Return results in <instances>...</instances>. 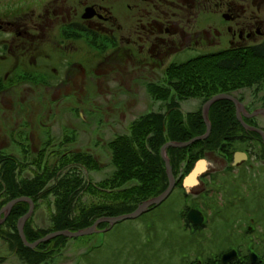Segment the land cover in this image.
<instances>
[{"label": "flooded vegetation", "instance_id": "flooded-vegetation-1", "mask_svg": "<svg viewBox=\"0 0 264 264\" xmlns=\"http://www.w3.org/2000/svg\"><path fill=\"white\" fill-rule=\"evenodd\" d=\"M263 43L264 0H0V177L17 176L20 134L38 152L40 134L51 135L56 123L78 135L73 119L91 132L102 123L115 129L138 92L149 98L150 85L160 90L180 71L173 64ZM228 95L249 111L264 108V86ZM243 119L264 132V115ZM236 137L230 156L204 155L206 172L189 188L205 202L202 231L215 221L224 226L221 244L202 235L196 249L208 255L193 264H221L229 252L236 256L228 264H264V140L252 131ZM237 152L247 159L233 165ZM188 224L192 236L199 232ZM2 247L0 239V257Z\"/></svg>", "mask_w": 264, "mask_h": 264}, {"label": "trees", "instance_id": "trees-1", "mask_svg": "<svg viewBox=\"0 0 264 264\" xmlns=\"http://www.w3.org/2000/svg\"><path fill=\"white\" fill-rule=\"evenodd\" d=\"M172 67L180 71L169 74L168 84L160 90L155 85L148 89L153 106L158 105L156 110L131 120L123 133L115 134L103 144L96 142L95 146L102 150L101 159L87 148L74 150L78 137L74 131L65 130L58 137L47 135L38 152H30L28 139L20 134L19 144L23 147L17 156V176L10 173L0 177V209L19 197H29L34 201V214L25 226L28 242L34 243L56 231L86 229L102 217L132 213L144 201L162 194L169 185L161 156L162 146L170 141L186 142L205 134L202 105L215 95L231 94L236 88L264 86V43L179 61ZM194 100L199 102V108L184 112L182 103ZM209 118L212 132L206 140L186 148L168 149L177 188L182 195L180 192L173 198L171 195L165 203L169 199L174 201L168 203L165 215L156 214L151 220L154 225L158 219L168 216L183 224L180 230L184 234L179 236L182 252L190 250L191 227L186 221L190 207L184 205L185 210L180 214L176 208L184 200L185 203L190 200L182 187L183 178L207 153L230 156L237 149L236 136L245 133L236 119L235 105L230 101L215 103ZM110 165L114 169L112 174L102 181H95L92 172H100ZM159 207L161 205L149 212ZM28 210V203L17 204L0 226L3 246L0 264L14 254L20 255L25 264H49L50 258L63 252L66 237L43 243L36 250L24 246L17 223ZM42 217H48L49 226L46 228L36 221ZM107 227L108 224L104 223L98 229ZM5 251L12 254L5 255Z\"/></svg>", "mask_w": 264, "mask_h": 264}, {"label": "rangeland", "instance_id": "rangeland-1", "mask_svg": "<svg viewBox=\"0 0 264 264\" xmlns=\"http://www.w3.org/2000/svg\"><path fill=\"white\" fill-rule=\"evenodd\" d=\"M8 63L10 62H7V64ZM2 70L4 71V69ZM2 70H0V81L4 80ZM137 94L140 97V101L132 103L129 113L122 116L123 118L120 119V123H117L115 129L109 126L110 124L108 123H102V126H99V130L98 127L93 126L92 128H94V130L91 132L92 130L87 128V124H81L80 119H73L75 122L74 126H77V130L81 131L76 139L77 142L74 144V148L77 150L87 148L88 150L94 152L99 159H101L102 150L95 146L96 142L103 144L105 140L111 139L115 133H123L122 131L125 126L128 125L131 120L147 113L150 110L157 109L156 106L158 105L150 106V102H148L149 98H146L147 93L138 92ZM37 108L38 107L36 106V109ZM198 108L199 103L195 100L182 103V109L186 113L195 111ZM83 117H86L85 114H83ZM63 123H65V121H63ZM65 128L66 126L64 124L56 123L51 127V135L58 137L62 130H66ZM45 134L47 135V133ZM45 134H40L41 139ZM99 134L100 136L98 138L97 136ZM28 142L30 143L29 139ZM18 147L19 154L23 145H19ZM29 149L30 152H32L30 145ZM113 171L114 169L110 165L109 168L106 167L100 172H92V175L94 180L99 182L110 176ZM178 192L182 195L180 189L177 188L172 193V198L175 197V194H178ZM189 197L190 200L188 202L185 203L184 200L183 204L179 206L176 205L179 214L180 212L183 213L186 204L189 207L198 206L197 208L200 207L199 209L202 210V206L205 203L204 200H199V198L195 199L191 197V195H189ZM191 199L197 202H193L191 204ZM216 200L218 201V199ZM171 201L174 200L169 199L167 203L164 202L165 204L163 203L161 207L154 209L141 218L119 222L114 226L101 231L100 233L77 238H67L63 252L60 254L56 253L53 258H50L49 264H193L196 260H200L202 262L203 257H207L208 254L205 256L203 248L198 246L199 249L197 250L196 246L201 242V238L204 235L208 236V240L212 239L214 242L221 244L216 238L220 231L224 230L222 222L220 223L219 221H215L206 225V229L203 231V228L199 230V232H202L199 235L201 237L198 236L199 232H197L194 236L189 233L190 250L189 252L186 250L182 252L179 241V236L184 234V232L180 230V228L183 227L182 223H180L177 219L174 220L168 216L164 219H158L154 225L151 222L152 219H155L154 217L156 214L165 215L164 211L168 203ZM208 212L211 211L209 210ZM179 214L178 218L181 220L182 218ZM212 219L213 216L210 215V220ZM36 221L43 228L49 226L48 217L45 219L42 217ZM246 222H244V219L241 220L243 227ZM204 246L206 249H212L216 247V243H205ZM223 249L225 248L223 247ZM221 250L222 247L220 246L212 252L219 254ZM9 254H12V252L5 251V255ZM21 259L20 255L14 254L3 262V264H25V262Z\"/></svg>", "mask_w": 264, "mask_h": 264}, {"label": "water", "instance_id": "water-1", "mask_svg": "<svg viewBox=\"0 0 264 264\" xmlns=\"http://www.w3.org/2000/svg\"><path fill=\"white\" fill-rule=\"evenodd\" d=\"M220 100H227V101L233 102L235 104V107H236V115H237L240 123L244 127V129L246 131H254V132L259 133L264 140V132L258 128H255L253 126L248 125L243 119L244 117H254V116H257L259 114H264V109L256 110L250 114L247 112L244 105L241 104L232 95L218 94V95L212 97L210 100H208L202 106V116H203V119H204V122L206 125V132L204 135L194 137L193 139L186 141V142L170 141V142H167L165 145L162 146L161 156H162L164 163H165L166 173H167L168 180H169V185H168L167 189L162 194H160L157 197H154V198H151V199L144 201L132 213L123 214V215H119V216H115V217H103V218L98 219L92 226L88 227L87 229H82V230H79L76 232L71 231V230L56 231V232L50 233L47 236L35 241L34 243H30V242H28L26 235H25V226H26V223L28 222V220L32 217V215L34 213L35 204H34V201L29 197H20V198H16V199L11 200L1 209V211H0V225H2L6 221V219L11 214L13 208L17 204H19L21 202H27L29 204V210L24 216H22L19 219L18 224H17V228H18V232H19V235L22 239L23 244L27 248L35 250L39 245H41L43 243H47L50 240L58 238V237L77 238V237L92 235V234L97 232V227L103 223H107V224H109V227H112L119 222L129 220V219L139 218L143 214L147 213L151 208L156 207V206H160L162 203H164L168 199V197L171 195V193L173 192V190L175 188L176 178L173 174L171 161L167 155L168 149L169 148H177V149L186 148V147H189V146L195 144L198 141L206 140L210 136L211 131H212V123L209 119L210 109L216 102H218ZM243 159L246 160L247 155L245 153H242V152H237L235 154V159L233 161V165H236L238 162H240ZM206 169L207 168H206V161L205 160L202 159L196 163L193 170L183 180V187L187 189V192H189V188L197 185L199 177L206 172ZM187 220L190 223H192L194 226H200L204 222V216L199 210L191 209L187 214ZM235 256H236L235 252H229V253L225 254L222 257L221 264H228L229 261H231L233 258H235ZM256 257L257 256L253 255L252 260L254 261V259Z\"/></svg>", "mask_w": 264, "mask_h": 264}, {"label": "bare ground", "instance_id": "bare-ground-1", "mask_svg": "<svg viewBox=\"0 0 264 264\" xmlns=\"http://www.w3.org/2000/svg\"><path fill=\"white\" fill-rule=\"evenodd\" d=\"M72 231V230H71ZM74 232H76V231H74Z\"/></svg>", "mask_w": 264, "mask_h": 264}]
</instances>
